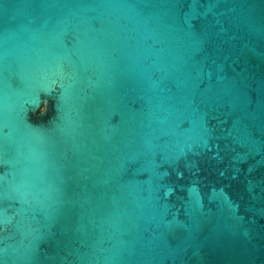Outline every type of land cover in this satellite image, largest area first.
Wrapping results in <instances>:
<instances>
[{"label":"water","instance_id":"1","mask_svg":"<svg viewBox=\"0 0 264 264\" xmlns=\"http://www.w3.org/2000/svg\"><path fill=\"white\" fill-rule=\"evenodd\" d=\"M0 264H264V0H0Z\"/></svg>","mask_w":264,"mask_h":264}]
</instances>
